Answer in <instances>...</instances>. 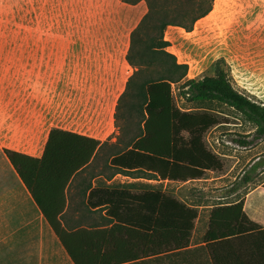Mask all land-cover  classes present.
<instances>
[{
    "label": "trees",
    "instance_id": "1",
    "mask_svg": "<svg viewBox=\"0 0 264 264\" xmlns=\"http://www.w3.org/2000/svg\"><path fill=\"white\" fill-rule=\"evenodd\" d=\"M120 1L135 4L141 0ZM143 1L146 9L129 32L126 51V60L132 71L127 76L114 111V124L121 142L115 152L110 153L108 147V152L103 154L101 150L107 145L105 141L61 127L48 130L39 157L3 148L57 235L71 264L137 262L142 256L159 253L166 247L131 246V230L135 229L138 233L136 227H142L141 218L132 220L124 215L115 216L116 224L110 229L115 236H109L107 240L103 238L100 242L93 235L67 232L61 228L58 215L63 204L58 196L81 167L100 160L103 165L117 167L116 171L145 169L153 176L174 181L199 178L209 169L220 170L222 161L203 139L208 129L220 123L218 116L208 110L207 104L211 103L232 107L253 125L256 137L264 135L263 103L237 90L220 66L212 75L187 78V64L178 62L167 49L165 29L178 26L191 30L195 21L212 9L214 0ZM173 84H179V94L186 102L195 104L194 107L176 104ZM238 141L244 143L243 140ZM262 185L264 187V182ZM110 191L127 196V205L120 204L122 210H129L135 205L136 209L142 210L141 194L125 189ZM146 194L151 203L148 208L151 217L146 226L150 230V240L162 239L163 229L173 231L181 228L182 214L189 216L188 238L196 209L168 192L151 190ZM163 211L169 212L172 218L163 217ZM134 236V239L142 240L141 233ZM202 241L206 246L198 247L200 264H264V228L245 214L242 198L215 205L209 210ZM186 242L187 239L184 244ZM221 242L228 246H217Z\"/></svg>",
    "mask_w": 264,
    "mask_h": 264
},
{
    "label": "rangeland",
    "instance_id": "2",
    "mask_svg": "<svg viewBox=\"0 0 264 264\" xmlns=\"http://www.w3.org/2000/svg\"><path fill=\"white\" fill-rule=\"evenodd\" d=\"M145 9L143 0H0V144L36 154L51 127L114 135L112 93L99 85L106 76L85 67L81 39L126 34ZM164 39L177 61L187 64V78L212 75L220 66L237 90L264 104V0H214L191 30L168 26ZM172 87L178 106L194 107L179 94V84ZM207 107L220 120L203 136L223 164L213 173L228 172L209 193H227L220 201L230 202L255 190L247 211L264 222V135L256 137L253 125L228 105ZM206 183L192 186L199 197ZM176 186L166 189L180 195L189 188Z\"/></svg>",
    "mask_w": 264,
    "mask_h": 264
},
{
    "label": "crops",
    "instance_id": "3",
    "mask_svg": "<svg viewBox=\"0 0 264 264\" xmlns=\"http://www.w3.org/2000/svg\"><path fill=\"white\" fill-rule=\"evenodd\" d=\"M135 24L126 34H88L82 36L81 39L87 44L84 61L88 72L106 76L102 81L99 80V85H102L103 92L112 93L113 97L110 98V117L112 119H114L118 96L124 89L127 76L132 70L126 60V51L129 44V32ZM76 132L97 138L101 142L105 141L107 145L101 150L103 153L108 152V147H110V153H113L116 147L121 145L118 140V130L108 138L99 136L97 132ZM46 138L40 151L36 154L31 150H21L12 144H0V264H71V260L54 230L42 215L38 205L3 152V148H9L39 157ZM116 168L103 165L99 160L81 167L68 180L63 193L58 196L63 204L58 215L60 227L67 232L93 235L100 242L103 238L107 240L109 236H115L114 232L110 233L112 225L116 224L115 216L124 215L132 220L141 218L142 227H136L138 233L132 229L133 234L130 236L132 238L128 237L132 243L131 246L137 245L145 248L147 246H166L159 253L142 256L143 264H200L198 247L206 246L202 237L207 229L209 210L215 205L236 201H220L228 196L224 192L209 193L212 185L224 183L228 172L214 174L213 170L209 169L199 178L174 181L153 176L149 170L145 169L124 168L125 171H116ZM201 182L207 183L204 187L206 190L204 189V192H201L202 196L199 197L196 192L197 188L192 186L202 187L200 186ZM168 183H177L176 189L185 185L189 186L186 190H182V194L179 195L176 192L172 195L187 206L195 208L196 216L193 219V226L188 238H186V229L189 216L182 214L181 228L173 231L163 229L164 237L153 241L148 237L150 230L146 227L149 225L151 217L148 210L151 204L150 198L146 193L151 190L168 192L166 189ZM98 189H108L109 191H95ZM110 189H125L133 194H141L142 210L136 209V205L129 210H122L120 204L127 205L129 201L127 196L111 192ZM92 190L94 191L91 192ZM253 191L255 190H251L249 195ZM249 195L243 198V210L247 216L264 228V222L247 211ZM130 200L132 203L134 202V200ZM262 206L263 204L259 209ZM163 217L172 218L171 214L165 211H163ZM125 224L127 225V223ZM140 233L142 240L134 239V234L139 236ZM185 239L187 242L184 244ZM171 246L185 247L174 248ZM217 246H228V244L221 242Z\"/></svg>",
    "mask_w": 264,
    "mask_h": 264
}]
</instances>
